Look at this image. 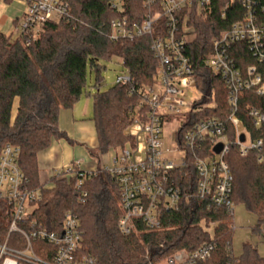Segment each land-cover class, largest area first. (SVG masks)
Wrapping results in <instances>:
<instances>
[{"label": "trees", "instance_id": "1", "mask_svg": "<svg viewBox=\"0 0 264 264\" xmlns=\"http://www.w3.org/2000/svg\"><path fill=\"white\" fill-rule=\"evenodd\" d=\"M71 9L69 21H51L43 25L38 35L27 43L20 34L15 41L0 29V156L6 143L20 149L19 164L31 187H41L38 154L50 147L53 139L67 137L59 128L58 115L62 108H71L86 90L88 68L98 73L93 99V120L98 147L93 152L104 154L111 148L121 147L133 107L137 102L128 93V85L116 83L100 92L101 59L118 56L125 70L139 83L154 80L158 60L151 51L154 36L143 35L129 39H111L110 22L119 12L109 6V0H66ZM145 14L138 0H130ZM263 3L264 0H251ZM223 3V2H222ZM216 0L207 15L194 12L193 25L197 36L189 47V55L198 77V86L214 90L217 107L227 114L226 89L223 81L205 65L210 54L212 37L239 19L243 9L239 1L233 3L222 15L223 5ZM129 17V10L125 12ZM240 68L254 63L264 82V63L257 62L252 54L238 53ZM18 98V108L13 116V103ZM256 108L264 113V93L247 90L240 101V116L246 118L248 110ZM254 139H262L261 149H253L246 156L239 154L235 144L229 146L225 159L233 174L231 199L243 202L258 218L255 229L264 228V123L255 126L246 121ZM261 157V158H260ZM191 162V161H190ZM189 173L179 179L184 192L177 210L167 212L162 228L148 231L141 226L129 235L121 233L118 219L119 190L115 177L100 168L77 174L71 179L55 178V187L44 190L35 216L50 229H57L65 212L75 213L81 223L83 250L90 253L97 264H158L174 253L185 249L193 251L204 243L214 247L210 255L196 264H264L251 244L244 253L235 256L232 251L233 215L224 207L208 206L197 195L198 176L190 166ZM79 173V172H78ZM79 179L81 186L76 187ZM87 192L85 202L78 195ZM6 202L0 201V242L6 239L8 219ZM213 224L210 233L206 226ZM263 227V228H262ZM16 237L8 243L14 246Z\"/></svg>", "mask_w": 264, "mask_h": 264}, {"label": "built area", "instance_id": "2", "mask_svg": "<svg viewBox=\"0 0 264 264\" xmlns=\"http://www.w3.org/2000/svg\"><path fill=\"white\" fill-rule=\"evenodd\" d=\"M0 1L25 5L15 28L27 43L48 22L73 18L66 0ZM138 1L145 9L141 18L130 0H109L110 8L120 14L110 22L109 37L134 40L152 35L151 51L158 60L150 84L135 81L126 70L116 78V83L128 85V93L137 98L120 150L114 152L110 164L102 167L113 174L118 185V226L124 235L137 232L141 226L148 231L162 228L164 214L180 207L184 192L179 179L189 173L190 166L198 176L197 195L208 206L224 207L233 215V174L225 159L229 146L235 144L239 154L246 156L263 145L262 139L251 136L246 121L259 126L264 123V113L251 108L246 118L240 116V101L250 89L263 94L264 82L257 65L240 68L237 55L247 51L257 62L264 63V2L216 0L223 2L222 15L236 1L243 9L239 19L212 37V49L204 61L224 83L228 110L222 114L215 109L214 90L198 86L189 55V47L197 36L193 14L207 15L215 0ZM127 10L130 17L125 14ZM191 86L199 87L203 95L188 103L185 97ZM167 127L173 128L171 147L164 142ZM219 143L223 147L217 153L215 147ZM19 153L18 146L6 143L0 156V201L9 206L5 211L9 223L7 236L0 242V264H97L94 256L83 250L84 231L75 213L65 212L57 229L44 226L35 216L43 191L55 187L53 179H71L77 174L84 177L88 171L68 165L55 171L52 183L34 188L20 167ZM82 181L79 179L77 188ZM87 195L83 191L78 200L85 202ZM11 235L21 239L20 246L8 243ZM213 247L208 242L193 251L182 249L169 257L166 264H196L205 260Z\"/></svg>", "mask_w": 264, "mask_h": 264}, {"label": "crops", "instance_id": "3", "mask_svg": "<svg viewBox=\"0 0 264 264\" xmlns=\"http://www.w3.org/2000/svg\"><path fill=\"white\" fill-rule=\"evenodd\" d=\"M13 2L18 1H0V29L6 34L9 32L7 25L10 19L15 16L13 19L15 28L16 21L20 19L24 11L10 12L6 15L5 12L10 9V4ZM18 3L25 9L23 3ZM1 13L5 15L1 16ZM90 96L85 93L71 108L60 109L58 125L67 137L53 139L50 147L38 154L42 184L52 183L55 171L68 165H78L82 170L90 172L111 163L113 155L106 160L104 159L105 154H93L98 147V139L92 118L93 99ZM18 103L19 99L16 98L13 103V116L17 112Z\"/></svg>", "mask_w": 264, "mask_h": 264}, {"label": "rangeland", "instance_id": "4", "mask_svg": "<svg viewBox=\"0 0 264 264\" xmlns=\"http://www.w3.org/2000/svg\"><path fill=\"white\" fill-rule=\"evenodd\" d=\"M23 11L24 6L20 5L18 2H13L10 4V9L6 12V15H9L10 12ZM5 13H1V16H4ZM20 16V15H19ZM13 19L15 16L10 19L7 28L9 32L7 35L11 36L13 41L17 40L20 36V33L15 30ZM100 65H102V71L100 76L102 78L100 85V92L107 91L112 86L116 84V78L119 75H122L125 72V67L122 63V59L118 56H113L110 59H101ZM98 73L96 70H91L88 68L87 74V83L86 90L91 92V95L97 93V89L94 86L97 81ZM203 92L197 86H191L187 89L186 101L191 103L195 100L202 98ZM92 97V96H90ZM92 109H93V100H92ZM93 114V112H92ZM172 127L164 128V142L165 146L171 147L174 145V140L170 137V132ZM125 134V133H124ZM120 147L111 148L109 151L104 153V159L108 160L114 152H118ZM257 216L247 209L243 202H235L233 205V232H232V251L235 256H240L244 253V246L248 243L254 246L257 249L258 255L264 257V228L262 231L255 229L257 224ZM202 224L205 225L203 222ZM206 226V225H205ZM210 233L213 232L214 225L209 224L206 226ZM16 237L14 246H20L21 239L17 235H12ZM5 241V240H4ZM167 260H163L158 264H166Z\"/></svg>", "mask_w": 264, "mask_h": 264}, {"label": "water", "instance_id": "5", "mask_svg": "<svg viewBox=\"0 0 264 264\" xmlns=\"http://www.w3.org/2000/svg\"><path fill=\"white\" fill-rule=\"evenodd\" d=\"M241 140H244V135H241ZM222 147H223V144H222V143H219V144L215 147V151H216L217 153H219V152L221 151Z\"/></svg>", "mask_w": 264, "mask_h": 264}]
</instances>
